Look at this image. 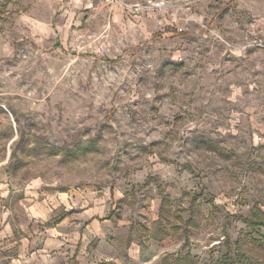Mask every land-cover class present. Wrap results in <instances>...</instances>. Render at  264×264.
Returning a JSON list of instances; mask_svg holds the SVG:
<instances>
[{"label":"rangeland","instance_id":"1","mask_svg":"<svg viewBox=\"0 0 264 264\" xmlns=\"http://www.w3.org/2000/svg\"><path fill=\"white\" fill-rule=\"evenodd\" d=\"M140 1L0 0V264H264V0Z\"/></svg>","mask_w":264,"mask_h":264},{"label":"crops","instance_id":"2","mask_svg":"<svg viewBox=\"0 0 264 264\" xmlns=\"http://www.w3.org/2000/svg\"><path fill=\"white\" fill-rule=\"evenodd\" d=\"M62 1V6L60 7L61 8V10H63V8L64 7H67L68 9H69V11H73V10H83V12H80V14H82V15H87L88 14V8H86L85 7V2H86V0H61ZM93 2L95 1V0H92ZM123 1H125V2H127V3H135V2H140V3H143L142 1H140V0H123ZM60 10V11H61ZM55 24H56V26L58 27V26H62L63 25V20H57L56 22H55ZM72 30H74L73 28L70 30V31H72ZM72 33H73V31H72ZM63 203V205H66V203H67V205H68V207L70 208V203L69 202H62ZM89 209H88V207L87 208H85L84 210H83V213L81 214L82 216H89V215H91L90 214V212L88 211ZM92 216V215H91ZM90 217V216H89ZM62 219H61V222L60 223H62V224H64L65 223V221H67L68 223L70 222V220L71 219H69V216H65V217H61ZM90 220V219H89ZM88 220V221H89ZM72 222H70V224H71ZM73 223H81V221H79L78 222V220H76V221H74Z\"/></svg>","mask_w":264,"mask_h":264},{"label":"built area","instance_id":"3","mask_svg":"<svg viewBox=\"0 0 264 264\" xmlns=\"http://www.w3.org/2000/svg\"><path fill=\"white\" fill-rule=\"evenodd\" d=\"M105 4H118L122 7H125L128 9V11L133 12V13H139V12H144L147 9V5L140 3V2H135V3H127L123 0H102ZM156 7H161V6H166L164 3L161 4H152ZM94 6V2L92 0H86L85 2V7L90 9ZM69 12V9L67 7H64L62 10V15H66Z\"/></svg>","mask_w":264,"mask_h":264},{"label":"trees","instance_id":"4","mask_svg":"<svg viewBox=\"0 0 264 264\" xmlns=\"http://www.w3.org/2000/svg\"><path fill=\"white\" fill-rule=\"evenodd\" d=\"M243 223L253 226V227H264V218L257 216L255 219H247V218H240ZM221 264H235L232 258L228 256L225 261H223Z\"/></svg>","mask_w":264,"mask_h":264}]
</instances>
